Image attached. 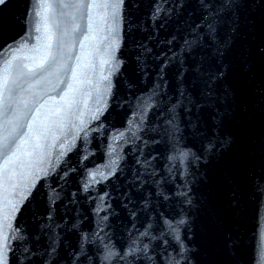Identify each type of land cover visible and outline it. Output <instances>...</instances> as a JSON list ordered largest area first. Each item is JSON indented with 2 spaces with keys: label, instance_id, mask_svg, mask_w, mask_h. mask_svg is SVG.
<instances>
[{
  "label": "snow or ice",
  "instance_id": "6c2138e0",
  "mask_svg": "<svg viewBox=\"0 0 264 264\" xmlns=\"http://www.w3.org/2000/svg\"><path fill=\"white\" fill-rule=\"evenodd\" d=\"M94 18L111 22L121 53L105 77L111 102L74 159L37 170L52 97L31 82L66 55L68 26L82 45ZM73 59L51 116L73 115ZM149 91L156 103L137 113ZM130 114L128 136L101 119L127 126ZM109 137L132 143L99 171ZM261 209L264 0H0V264H249L244 222Z\"/></svg>",
  "mask_w": 264,
  "mask_h": 264
}]
</instances>
